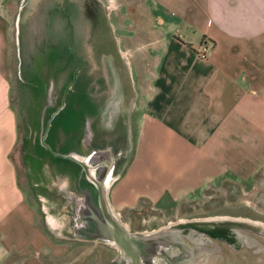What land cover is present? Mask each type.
<instances>
[{"label": "crops", "instance_id": "0c3cea01", "mask_svg": "<svg viewBox=\"0 0 264 264\" xmlns=\"http://www.w3.org/2000/svg\"><path fill=\"white\" fill-rule=\"evenodd\" d=\"M104 17L106 29L122 35L115 36L113 54L98 48L103 43L98 40L88 57L87 33L99 31L94 26ZM203 43L209 46L206 60L196 55ZM52 54L54 69L64 76L73 62L85 65L81 73L99 70L94 77L106 76L101 86L109 103L102 113H113L115 87L116 141L97 134L103 116L98 106H86L85 115L96 112L92 141L114 151V171L125 158L108 201L129 228L132 210L148 207L166 217L151 191L178 204L187 198L184 193L205 189L262 190L264 0H0V264H46L45 257L60 249L56 236L67 237L68 231L39 222L38 207L27 199L11 156L20 135L16 77L29 75L31 87L34 72L47 71ZM131 63L136 71L149 72L141 85ZM63 124L57 132L65 149L60 154L88 155L82 123L69 134ZM50 127L54 140L57 127ZM45 148L59 158L49 152L60 150L58 145Z\"/></svg>", "mask_w": 264, "mask_h": 264}, {"label": "rangeland", "instance_id": "374dc122", "mask_svg": "<svg viewBox=\"0 0 264 264\" xmlns=\"http://www.w3.org/2000/svg\"><path fill=\"white\" fill-rule=\"evenodd\" d=\"M102 23L94 26L99 31H94L93 29L87 33L88 43L85 46V51L88 57L92 55L91 52H94V42L97 43L98 40L100 43L103 42L98 48L113 54V45H115L117 38L122 35L119 30L117 32L112 31L110 26H107L109 30L106 29L107 22L105 17L102 19ZM121 49H126L124 43L121 45ZM59 51L60 49H58L57 55ZM72 51V54H74V50ZM50 59V64H46L47 71H42L39 68V71L34 72L31 87L29 85V75L22 76V73L19 72L18 77H16L17 88L14 91V95L16 107L18 108L20 135L17 149L11 156L17 167L27 199L38 207L39 222L47 229H51V226L45 220L47 215L54 216L56 214L60 218L58 221H61L62 226H65L64 231H68L67 227L72 220L71 210L69 209L70 200L64 199L62 188L68 187L70 191L78 194V172L68 169V167L72 168L69 161L54 158L48 154L44 147V144H56L60 149L56 151L58 154L65 152L63 144L60 145L56 138L53 140L52 132L54 127H50L46 131L51 114V111H48L47 108L51 107L60 110L59 112L57 111L56 117L52 121L53 123L51 122V125H56L58 131L61 129L60 125L62 123L68 129V134L72 131L75 132L79 127V123H82L84 133L87 134L92 129L91 121L95 118L96 112L90 110L85 115L86 106L93 110L98 106L100 108L98 112L100 118L109 103V93L105 87L103 89L101 86V82L103 83V78L106 76L94 77L99 70H94L95 73H90L89 71L88 73L86 71L81 73L78 69L85 65L73 62L70 67L71 71L64 76L61 71L54 69L55 64L53 61L57 63L56 56L52 54ZM131 64V70H135L133 71L134 81L139 80L138 82L141 85L143 78L149 77V72L145 71L146 67L141 66L143 64L139 65L142 68L138 69V71L134 69V64ZM105 72H107V69ZM57 75L64 77L60 76L58 79H54ZM46 84H48L47 88H45ZM85 85H87L85 93L80 98L79 93L82 92ZM65 88L67 97L64 102L63 93ZM38 94L40 95L38 96ZM102 126H99V128ZM79 138H77V142H79ZM89 144L92 145L90 142ZM76 145L79 146V143H76ZM49 152L51 153V151ZM72 153L77 154L75 151H72ZM56 186L61 188L60 191H58ZM259 188L262 190L256 192H241L235 188L221 187L213 190L205 189L190 194L184 193L183 196L187 198L178 204L172 202L169 196L162 191H151V194L158 198L155 203L156 207L164 211L166 217L164 218L154 210L148 216L143 215L141 208L137 211L132 210L130 230L131 232H152L179 220H200V226H207L214 224L210 222L212 220L226 218L250 223L249 225L236 222L237 226L259 229L251 226L255 224L264 225V220L261 218L264 215V208L261 207V203L264 201V183ZM179 206L181 207L178 213L176 209H179ZM68 233L64 235L67 236L66 238H59L56 236L57 233L54 234L52 232L56 236V243L60 244V249L57 250L56 256L48 255L45 257L46 264H113V260L117 255L115 249L102 243L78 241L73 239Z\"/></svg>", "mask_w": 264, "mask_h": 264}, {"label": "water", "instance_id": "95a60500", "mask_svg": "<svg viewBox=\"0 0 264 264\" xmlns=\"http://www.w3.org/2000/svg\"><path fill=\"white\" fill-rule=\"evenodd\" d=\"M57 111L51 112L46 131ZM105 151L103 155H54L70 160V169L78 172V194L62 188L70 200L72 220L67 229L73 239L112 247L117 253L113 264H264L262 224L250 229L236 225L249 222L228 218L212 220L214 224L207 226H200V220H179L156 231L131 232L108 201L122 167L114 171L113 153L109 148ZM53 224L55 229L65 227ZM53 224L48 221L51 228Z\"/></svg>", "mask_w": 264, "mask_h": 264}, {"label": "flooded vegetation", "instance_id": "af4514ba", "mask_svg": "<svg viewBox=\"0 0 264 264\" xmlns=\"http://www.w3.org/2000/svg\"><path fill=\"white\" fill-rule=\"evenodd\" d=\"M87 12L89 13V15H91V13H92V9H91V7H90V4H87ZM87 66V65H86ZM93 72L95 73V71L93 70ZM114 85H116V82H114ZM112 90V98H113V104H112V108H110L111 110H113V113H114V111H115V109H116V104H115V102L117 103V94H116V92H115V87H113V89H111ZM113 113H111V112H106V113H102L103 114V116H102V123H101V121L99 120L98 121V119L96 120V119H93L92 121H91V123H95V122H97L98 121V124H99V126H101V125H103L101 128H99V127H97L98 128V130H97V134L99 135V136H102V134H104L106 137L108 136L109 138H111V137H113L112 138V140L113 141H116L118 138H119V135L116 133V121L114 122L113 121V119H112V115H113ZM122 114H124L125 115V113H122ZM123 115V116H124ZM120 116H121V113H120ZM56 117V115L54 116V118ZM125 117V116H124ZM53 118V119H54ZM95 121V122H94ZM56 129V128H55ZM57 131H58V129H56V132L54 131V134L56 135V141H57V139H58V134H57ZM94 135V132L92 131V129H90V132L89 133H87V134H85L84 135V140L86 141V143H87V145H88V147L90 148V154L91 153H94V155H98V154H101V155H103V153L104 152H106L105 150H107L108 148L110 149V147H108L107 145H105L104 144V147H103V144H97L96 145V143H94L92 140H93V136ZM103 135V136H104ZM101 139H103V138H100L99 140H101ZM89 142L92 144V142L94 143V144H92V145H90L89 144ZM94 145V146H93ZM93 147V148H92ZM52 151V150H51ZM110 151H111V149H110ZM112 153L114 152V151H111ZM121 152V149L119 148L118 149V151H117V154L118 153H120ZM51 154L52 155H58L57 154V152L56 151H52L51 152ZM70 154H72V152L70 151V152H67V153H64V155H70ZM116 153H114V155H117ZM60 155V154H59ZM118 155H120V154H118ZM66 161H70V160H68V159H66ZM70 163V162H69ZM125 163V158L124 157H122L121 156V158H120V161H119V166H121L122 164H124ZM60 181V180H59ZM58 181V182H59ZM62 186V185H61ZM56 188H58V191H60V187L59 186H56ZM64 199L65 200H68V198H67V196H65L64 197ZM262 204V208H264V201L261 203ZM180 207L181 206H179V209H176V212H178L179 213V210H180ZM141 212H143L144 214L143 215H145V216H148L149 214H151L152 213V210H151V208H148V207H144V208H142L141 209ZM190 216V215H189ZM55 217L56 218H54L53 219V216L51 217V216H47V220L51 223V224H53L54 222H57V220H60V218H59V216H57L56 214H55ZM261 218L264 220V215L263 216H261ZM58 222H61V221H58ZM52 227L54 228L55 226H54V224L52 225ZM56 229H58L59 230V228H56ZM61 231V230H60ZM68 232H66V234H67ZM71 234V233H70Z\"/></svg>", "mask_w": 264, "mask_h": 264}, {"label": "built area", "instance_id": "2783aa9c", "mask_svg": "<svg viewBox=\"0 0 264 264\" xmlns=\"http://www.w3.org/2000/svg\"><path fill=\"white\" fill-rule=\"evenodd\" d=\"M208 50H209V46H206L205 43H203V44L199 47V49H198V51H197V53H196L197 57H198L199 59H201V60H206V59H207V51H208Z\"/></svg>", "mask_w": 264, "mask_h": 264}]
</instances>
